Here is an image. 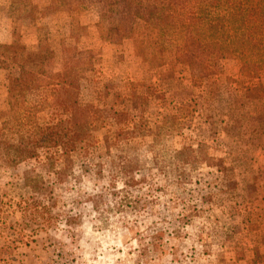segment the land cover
Wrapping results in <instances>:
<instances>
[{
    "label": "rangeland",
    "instance_id": "rangeland-1",
    "mask_svg": "<svg viewBox=\"0 0 264 264\" xmlns=\"http://www.w3.org/2000/svg\"><path fill=\"white\" fill-rule=\"evenodd\" d=\"M114 26L89 0H0V111L16 63L72 72L34 93L46 121L89 124L92 154L0 165V264H264V67L193 77L160 33Z\"/></svg>",
    "mask_w": 264,
    "mask_h": 264
},
{
    "label": "trees",
    "instance_id": "trees-1",
    "mask_svg": "<svg viewBox=\"0 0 264 264\" xmlns=\"http://www.w3.org/2000/svg\"><path fill=\"white\" fill-rule=\"evenodd\" d=\"M89 1L103 21L111 17L115 23L113 32H134L139 28L160 33L167 47L165 51H173L176 60L186 64L193 77L216 74L220 59L227 56L240 61L241 76L254 67L255 77L264 67V0ZM37 67L29 69L21 62L16 63L8 107L0 111V165L16 166L43 156L51 171L65 174L70 171L67 163L72 160V153L81 154L84 164L92 159L85 136L90 127L86 122L60 127L59 123L48 122L41 116L43 107L38 93H34L36 89L57 82L67 87L78 84L75 79L64 78L72 73L65 70L45 82L42 77L45 74L39 73ZM27 92L31 96L29 100L25 98ZM5 111L8 116L4 115ZM11 122H16L15 126L7 125ZM124 158L120 155L114 159L110 166L112 176L134 169L135 164ZM111 195L118 199L116 209L134 207L127 184L114 188ZM34 201L31 202L35 204Z\"/></svg>",
    "mask_w": 264,
    "mask_h": 264
}]
</instances>
